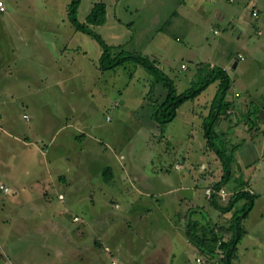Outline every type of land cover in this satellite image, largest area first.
<instances>
[{
  "label": "rangeland",
  "instance_id": "374dc122",
  "mask_svg": "<svg viewBox=\"0 0 264 264\" xmlns=\"http://www.w3.org/2000/svg\"><path fill=\"white\" fill-rule=\"evenodd\" d=\"M29 1V7L35 11L36 15L50 13L56 17L58 16L60 17L61 30L65 32L76 31L67 18L72 0ZM76 1L74 17L79 23H86L89 29L98 33L113 52L124 50L156 60L160 70L174 81L177 93H182L192 86L194 88L199 86L204 76L209 72V68L207 66L202 67L198 74L199 65L197 64L207 60V57L203 58L206 55H212L209 60L214 61L217 67L226 66L229 69L231 83L224 99L226 102L230 101L232 103L230 105L233 113L214 127L212 140L224 156L232 159L230 162L231 175L224 184L225 188L235 191L232 188L239 186L241 177L247 179L254 173L253 187L257 192L254 206L241 221L246 233L237 244L235 253L237 258L232 260L230 264H264V147L259 144L260 134H257L256 131L253 132V129H249L252 123L241 110V105L251 95H254L253 98L256 101L252 102L250 111L255 113L254 117L256 113L261 118L263 116L260 108L262 101L256 96L258 93H264V55L255 54L251 47L253 43H264V37H259L257 34L258 31L254 26V24L257 26L256 18L251 15L252 7L250 3L247 5V0ZM256 1L257 7L264 9V2L261 0ZM96 3H104L105 5L103 21L100 25H92L86 21ZM20 7L26 6L21 5ZM216 11L227 13L226 19L217 18L215 16ZM22 12H24L23 9L19 11V13ZM240 18L249 20V25L242 38H238V35L232 29V24L239 23L238 19ZM261 22L262 17L258 21V25ZM79 34L84 38L83 42L79 44L88 49L89 56L94 55L99 49L97 42L86 33ZM221 52H226V54L223 55ZM191 55H194V58ZM239 55L243 56L244 59L238 60L237 68H233V63ZM85 60L89 62L87 58ZM257 60H261L262 67L258 66ZM88 62L87 64L90 65ZM182 64L185 66L184 69L181 68ZM44 73L47 74L45 71ZM152 81L153 75L144 67L134 62H128L114 71L105 72L100 79L93 80L89 76L86 84L93 89V92L84 91L83 94H88L90 104L93 97L91 104L93 107L100 106L105 102L104 106L101 107L103 110L100 108L103 120L106 125H111L114 128L120 127L121 131L124 130L129 134L132 142L130 155L133 158L140 160L146 157L148 150H151L155 155L156 153L159 154L157 163L163 168L166 166L167 169L169 168V184L174 189L172 190L171 199L184 197L186 201H189L191 196L184 190L175 189L174 187V174L178 172L175 171L176 168L173 163L176 160L179 161L177 156L181 151L177 155H175V151L181 144V136L186 133L183 118L189 116L194 121V126L191 128L192 135L195 138V147L193 148L194 152L191 154V160L195 163V169L194 167L190 169L186 180L189 179L188 187L192 189L193 195L196 190V199L195 202L189 203L188 207L194 204L190 208H186V204L182 205V208L189 211L187 221L192 220L193 223L197 222L198 224L216 223L224 233L231 225L234 213L238 211V214H241L245 200L238 201L231 210L223 213L216 206L210 204L204 192L206 188L211 187L204 188V186L211 182L212 185L216 183L217 177L223 170L221 160L216 152L211 150L207 143L204 145V128L202 127V121L207 122L210 119L207 116V111L217 92L218 82L209 85L195 99L187 101L180 108L177 120L158 127L153 131L154 136L149 134L151 139L146 137V140L149 141L148 144L143 140L144 132L138 130L139 126L143 124L142 120H147V118L137 117L136 113L145 114V111L149 110V106L146 107L143 102L145 99L154 98V87L159 84H152ZM150 91H152L151 96H149ZM255 91L258 93H254ZM235 92L241 95L234 96ZM102 93L109 95L108 100L102 101ZM17 103L21 107V102ZM206 104L208 105L207 110L206 107L204 108ZM84 106H87L86 101ZM149 113L151 115V106ZM19 114V122L17 119L16 121L21 128L22 126L28 128L32 124H37L40 119L36 116L34 123H31L21 119V113ZM106 118L111 119V122L106 121ZM127 118L131 119L132 123L127 122ZM227 125H231L229 130L226 129ZM32 139L36 143L40 142L37 137ZM232 149L235 151L232 152ZM125 153L127 155L128 152ZM37 157V154L32 157L33 162H36L34 163L36 164V171H31L32 173H38L41 170H39V166L42 160ZM157 163H154V165ZM191 163L188 162L187 164L192 166ZM202 163L208 165L206 170L202 167ZM46 179L43 178V180ZM2 181L5 180L0 178L1 184ZM194 182L196 183L195 187ZM27 183L29 182L24 180L21 185ZM31 188V186L25 185L23 188L15 189L17 193L15 199H21V196L27 194ZM49 192L51 193V199L53 198V203L68 201L76 204V206H70L68 209L69 217L66 220V232L69 233L68 235L74 236L77 232L72 233L71 230H75L80 223H75L77 221L73 222L70 218H73L76 214L83 217V209H81L82 213L78 212V209L86 205V199L89 200V197L84 195L71 196L70 192L65 191L64 185ZM59 193L66 196L64 201L58 199ZM148 193V196L143 195L144 197L141 198L155 203L153 204L155 206L158 204L157 201L163 200V203L165 202L164 196H158V192L148 191ZM7 195L9 198L11 197L10 194ZM131 198L135 199L136 195H131ZM118 199L117 195L93 197V200L96 201L95 206L99 205L98 201L104 202L106 200L111 211L122 212L124 219L120 222L122 224L119 223L120 225L116 228L117 236L122 241L121 252L115 253L108 240H94L96 235L92 240V236L87 232L85 239L89 241L86 244L89 248L86 250V247L82 246V251H84L80 252L78 250L79 253L72 256V253L67 251L66 247L68 245L60 240L50 242L48 239L49 244L42 245L40 237H33L30 240L31 244H26V242H22L23 240L16 239L12 234V230L1 227L0 242L3 243L0 245V253L3 254L2 259L6 262L5 264H14L13 255L26 250L29 253L25 258V263L29 262V264H65L60 260V254L57 251L68 253L64 254V257L69 259L66 264H146L149 263V260L151 264H224L220 256L222 250L214 256H208L207 253L200 252L195 244L188 241L190 244L186 245L184 236L176 231L175 226L173 227L175 217L166 206H161V210H157L155 206L150 205L151 209L148 210L140 205L137 209L130 207L129 210L127 206L119 203L118 209H116L112 202L118 201ZM10 211L9 204V206L1 209L0 215H6ZM94 213H96V210ZM77 218L79 220V217ZM4 223L8 225L10 222L7 220ZM131 223L132 226L130 227ZM114 224L117 225L118 222L116 221ZM102 225L103 223L100 222V226ZM105 230H108V228ZM224 234L223 241L227 239L226 233ZM127 236H130L132 240L129 247ZM94 241L99 243L94 245L92 244ZM159 243L171 245L174 252L173 257L167 256L166 251L157 255L155 249H157ZM144 244H150L151 246L150 255H145L149 260L139 254V251L142 252ZM69 247L71 248V246ZM2 263L4 262L1 261Z\"/></svg>",
  "mask_w": 264,
  "mask_h": 264
},
{
  "label": "crops",
  "instance_id": "0c3cea01",
  "mask_svg": "<svg viewBox=\"0 0 264 264\" xmlns=\"http://www.w3.org/2000/svg\"><path fill=\"white\" fill-rule=\"evenodd\" d=\"M2 1L5 10L0 11V178L5 180L2 182L9 187V191L0 190V211L9 204L11 211L6 215H0V228L12 230L13 236L19 241L23 240L22 242H26V244H31L30 240L33 237H40L42 245L49 244L48 239L50 242L60 240L71 246L68 248L66 245V248L68 252L72 253V256L79 253L78 250L81 252L82 246L86 247V250L89 248L86 245L89 241L85 239L86 233L89 232L92 240L95 235L96 239L94 240H108L112 250L117 253L121 252L122 249V241L116 232L117 226L122 224L120 222L124 219L122 212L111 211L106 200L104 202L98 201L99 205L95 206L96 201L93 200V197L117 195L118 201L112 202L116 209L120 203L127 206L129 210L130 207L137 209L140 205L150 210V205L155 203L141 197H144L143 195L148 196V191H155L158 192V196H164L165 202L160 200V202H156L158 203L157 206H153L157 210H161V206L170 209L171 214L175 217L173 227L175 226L176 231L184 236L186 245L190 244L187 228L188 223L190 224L192 220L187 221L189 211L183 210L182 205L186 204L185 207L190 208L194 204L188 207L189 203L195 202L196 199V190L193 195L192 189L188 187L189 179L186 180L190 169L195 166L191 160V154L195 147V138L191 128L194 126V121L189 116L183 118L186 133L181 136V144L175 151V155L181 151L177 156L179 161L176 160L173 163L176 168L175 171L178 172L174 174V187L187 192L191 199L189 201H186L184 197L171 199L174 189L169 184V168L167 169V166L163 168L157 163L159 154L156 153L155 155L151 150H148L146 157L140 160L133 158L130 155L132 142L129 134L124 130L121 131L120 127L114 128L105 124L102 116L103 109L101 108L105 102L100 106L93 107L91 105L93 97L90 104L88 94H83L84 91L93 92V89L86 84L89 76L96 80L100 79L105 72L110 71L101 70L98 66L101 54L100 47L94 55L89 56L88 49L79 44L84 40L79 33L85 34L84 32L75 27L76 31L79 32L61 30L60 17L50 13L36 15L35 11L29 7V0ZM261 1L264 2V0ZM246 2L247 5L250 3L251 7L257 10V16H252L256 18L257 26L255 24L254 26L258 32L262 31L261 34L257 32L259 37H264V9L257 7L256 0H247ZM21 5L26 7H20ZM22 9L24 12L19 13ZM226 14L222 11H216L215 16L219 19H226ZM261 17L262 22L258 25ZM238 21L239 23L232 24V29L238 38H242L249 25V20L240 18ZM251 50L255 54L264 55V43H253ZM221 54L224 55L226 52H221ZM191 57L194 58V55ZM205 57L208 59L197 64L199 65L198 74L204 66H209V69L219 67L214 61L209 60L212 55L209 54L203 58ZM86 58L89 62L85 60ZM243 59V56L235 59L233 68H237L238 60ZM257 64L262 67L261 60H257ZM155 65L159 67L156 63ZM181 68L184 69L185 66L182 64ZM220 68L224 69L230 77L229 69L226 66ZM158 85H156L157 88L154 87V98L152 99L155 104L161 103L167 94L162 84L159 83ZM193 88V86L187 88L182 93ZM236 93L238 92H235L234 96ZM254 93L258 92L255 91ZM240 95L238 93L237 96ZM253 97L254 95H251L241 105V110L254 126L253 132L256 131L257 134H260L259 144L264 147V93H258L256 96L262 101L260 108L263 116L259 122L254 117L255 113L250 111L252 102L256 101ZM108 98L109 95L102 93V101H106ZM85 101L87 102L86 107L84 106ZM17 102H21V107ZM186 102L176 109V115L171 121L178 119L180 108ZM230 103L228 101L226 111L220 113L214 127L233 113ZM143 105L149 106V110L145 111V114H138L137 112L136 115L147 118V120H142L143 124L139 126L138 130L144 132L143 140L148 143L146 137L151 139L149 134L154 136V130L171 121L159 124L149 113L152 102L145 99ZM207 107L206 104L204 108L207 110ZM211 112L210 105L207 116L210 117ZM19 113H21V119L31 123H34L36 116L40 119L37 124H32L28 128L23 126L21 128L16 121L17 119L19 122ZM24 115H27L28 119H25ZM127 119V122L132 123L131 119ZM106 121L111 122V119L106 118ZM204 123L205 121H202L203 128ZM230 127L231 125H227L226 129L229 130ZM35 137L40 141L39 143L34 142L32 138ZM247 138L249 137L247 136ZM203 141L205 145L207 141L204 134ZM126 151L128 152L127 155ZM31 154L32 157L37 154V158L42 160L39 166V170H41L38 173L31 172L36 171V164H34L36 162H33ZM188 162H192V166L188 165ZM154 163L157 164L154 165ZM173 164L172 169L174 170ZM202 167L206 170L208 165L203 164ZM222 176L223 170L216 182ZM254 177V173H252L247 179L241 177L240 180L245 181L244 186L251 188L257 196L253 187ZM43 178L47 179L43 180ZM24 180L29 182L25 185L32 188L28 190L27 194H23L21 199H15L17 197L15 189L23 188L25 185L21 184ZM195 184L194 182V187ZM61 185L65 186V191L70 192L71 196L84 195L89 197V200L86 199V205L78 209L80 213L83 209V217L76 214L70 218L75 222L74 218L79 217L75 223H80V225L75 230H71L72 233L77 232L74 236H70L66 232V220L69 217L68 209L70 206H76V204L68 201L53 203V198L51 199L49 192L55 188H60ZM208 186H212V182L206 184L204 188ZM240 186L234 187L232 190L239 189ZM223 187L225 188V185ZM7 194H10L11 197L9 198ZM131 195H136V198H131ZM60 196L62 197L60 198ZM167 196L169 197L167 198ZM58 199L64 201L66 196L59 193ZM95 210L96 213H94ZM7 220L10 225L4 223ZM116 221L118 222L117 225L114 224ZM100 222L103 223L102 226H100ZM129 226L131 227L132 223ZM107 228L108 230H105ZM131 241L130 236H127L128 247ZM2 243L1 241L0 245ZM98 243V241H94L92 244L97 245ZM158 245L155 249L157 255L166 251L167 256L173 257L174 252L171 245L161 243ZM143 247L139 254H142L143 257L150 255V244H144ZM57 252L60 254V260L66 264L69 259L64 257V254L68 253ZM28 253V251L23 250L17 255H13L14 264H29V262L25 263ZM2 255L0 253V264L1 261L4 262L2 264H5ZM146 264H151L150 260Z\"/></svg>",
  "mask_w": 264,
  "mask_h": 264
},
{
  "label": "trees",
  "instance_id": "16d2710c",
  "mask_svg": "<svg viewBox=\"0 0 264 264\" xmlns=\"http://www.w3.org/2000/svg\"><path fill=\"white\" fill-rule=\"evenodd\" d=\"M76 4L77 1L72 0L70 10L68 11V18L77 30L88 34L99 45L101 54L98 60V66L101 70L114 71L119 66H123L128 62H134L144 67V69L153 75L152 84L161 83L163 88L167 91L165 99L159 104H155V101L150 99L152 102L151 117L159 124L167 123L174 119L176 109L185 101L195 98L210 83L214 81L219 82L216 95L211 104L212 112L210 119L204 123V137L208 147L219 156L223 167L222 178L214 183L211 188L218 189L223 186L231 175L230 162L232 159L231 157L223 155V152L213 142L212 136L214 135V123L219 119L220 113L222 114V112H225L228 107V102H226L224 98L230 87L231 79L227 72L220 67L211 68L197 88L178 94L175 91L174 81L155 65L156 60L135 53L125 52L124 50L113 52L98 33L89 29L86 23H79L74 17V7ZM104 12V3H96L87 16L86 21L92 25H100L103 21ZM207 67L209 68V66ZM151 92L152 91L149 92V96H151ZM255 117L257 122L261 120L258 113H256ZM249 129H254V127L251 125ZM234 151L235 150L232 149V152ZM245 183L246 182L243 180L239 181V185L241 186L239 189H235V191L238 192L233 194L225 204L218 202L216 198H207L210 204L216 206L223 213L231 210L238 201L245 200V205L241 209V214H238V211L234 213L231 219V225L224 232L227 235L226 240L223 241L225 234L216 223H188L187 232L189 241L195 244L200 252H205L208 256H214L218 251L222 250L220 256L224 264H230L232 260L237 258L235 254L237 244L246 233L245 228L241 225V221L248 215L256 199L255 194H250L246 191V186H244Z\"/></svg>",
  "mask_w": 264,
  "mask_h": 264
},
{
  "label": "built area",
  "instance_id": "2783aa9c",
  "mask_svg": "<svg viewBox=\"0 0 264 264\" xmlns=\"http://www.w3.org/2000/svg\"><path fill=\"white\" fill-rule=\"evenodd\" d=\"M5 10V6L2 0H0V11H4ZM251 14L252 16H257L258 12L255 8H252L251 10ZM262 31L260 30L258 32V34H261ZM239 58H242L241 55L238 56ZM238 95V93H236V96ZM25 119H28L27 115L23 116ZM0 190H2L3 192H8L9 191V187L4 185L3 183H0ZM246 191H248L250 194H254V191L251 188L246 187ZM205 195L207 198H216L218 202L225 204L226 202H228V200L230 199V197L237 193L238 191H228L226 188H224L223 186L219 187L218 189H213L211 187L206 188V190H204ZM74 221H78V218L75 217ZM198 261H200L198 259Z\"/></svg>",
  "mask_w": 264,
  "mask_h": 264
}]
</instances>
